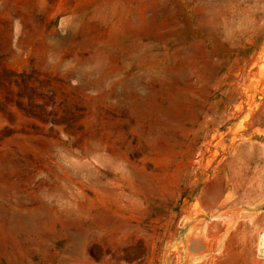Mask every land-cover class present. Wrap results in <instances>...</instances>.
Wrapping results in <instances>:
<instances>
[{"label":"rangeland","instance_id":"374dc122","mask_svg":"<svg viewBox=\"0 0 264 264\" xmlns=\"http://www.w3.org/2000/svg\"><path fill=\"white\" fill-rule=\"evenodd\" d=\"M263 252L264 0H0V264Z\"/></svg>","mask_w":264,"mask_h":264},{"label":"bare ground","instance_id":"6f19581e","mask_svg":"<svg viewBox=\"0 0 264 264\" xmlns=\"http://www.w3.org/2000/svg\"><path fill=\"white\" fill-rule=\"evenodd\" d=\"M195 236H196V234H195ZM194 238H196V237H194ZM191 240H192V238H191ZM198 240V239H197ZM193 241H196L195 239H193ZM203 241V240H202ZM197 242V241H196ZM199 243V242H198ZM192 244V243H191ZM195 244V243H194ZM202 244H204V243H202ZM264 253V252H263Z\"/></svg>","mask_w":264,"mask_h":264}]
</instances>
